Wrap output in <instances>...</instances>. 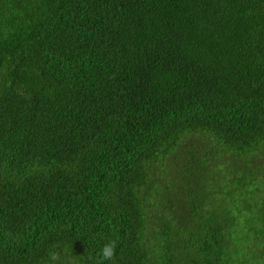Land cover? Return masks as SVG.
Segmentation results:
<instances>
[{"label":"trees","instance_id":"1","mask_svg":"<svg viewBox=\"0 0 264 264\" xmlns=\"http://www.w3.org/2000/svg\"><path fill=\"white\" fill-rule=\"evenodd\" d=\"M113 240L264 264V0H0V264Z\"/></svg>","mask_w":264,"mask_h":264},{"label":"clouds","instance_id":"2","mask_svg":"<svg viewBox=\"0 0 264 264\" xmlns=\"http://www.w3.org/2000/svg\"><path fill=\"white\" fill-rule=\"evenodd\" d=\"M116 254V241H110L105 244L99 252V262L98 264H104L105 261L114 260ZM61 260L60 253L52 251L48 255V264H59Z\"/></svg>","mask_w":264,"mask_h":264},{"label":"rangeland","instance_id":"3","mask_svg":"<svg viewBox=\"0 0 264 264\" xmlns=\"http://www.w3.org/2000/svg\"><path fill=\"white\" fill-rule=\"evenodd\" d=\"M169 170H170V173H171L173 176H174V173L177 172V170H176V166H172V167H170ZM164 184H167V183L164 182Z\"/></svg>","mask_w":264,"mask_h":264}]
</instances>
